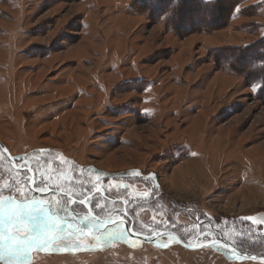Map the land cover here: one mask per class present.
<instances>
[{"label":"rangeland","instance_id":"rangeland-1","mask_svg":"<svg viewBox=\"0 0 264 264\" xmlns=\"http://www.w3.org/2000/svg\"><path fill=\"white\" fill-rule=\"evenodd\" d=\"M152 1L0 0V141L36 168L37 189L96 194L98 212L123 210L147 233L177 228L194 244L213 225L232 240L247 223L264 231V68H249L264 57V0H232L219 25L184 31L170 3ZM26 175L0 151L5 215L42 199L50 243L26 240L0 264H264L131 238L63 196L33 194ZM35 223L17 235L31 239Z\"/></svg>","mask_w":264,"mask_h":264},{"label":"trees","instance_id":"trees-1","mask_svg":"<svg viewBox=\"0 0 264 264\" xmlns=\"http://www.w3.org/2000/svg\"><path fill=\"white\" fill-rule=\"evenodd\" d=\"M230 1H232V0H153L152 4L155 6L156 11L160 10L163 12V10H162L163 7L167 6L170 3L169 8L173 12V17L176 16L175 17L176 22H178V24L175 26L174 29L175 30L179 29V30L184 31L186 29V27H185V25L183 26V24L192 23V25L190 24L191 27L196 26V25L201 26L203 24L204 25H211L214 27L219 25L218 23L222 21V17H224V14L226 13L225 9L227 8V6H225V4L227 5V2H230ZM214 27L212 29H214ZM259 43L264 45V39H261L259 41ZM254 47H256V45H253L251 47L249 46V47L243 48L241 50L245 51V50H248V49L254 48ZM260 49H261V51H264V47L263 48L261 47ZM256 58H259V57H256ZM240 61L246 63L245 59L241 58ZM249 68H255V69L256 68L257 69L258 68H260V69L264 68V57L261 59L253 60L250 63ZM247 71L249 72L250 69H248ZM261 76H263V75H261ZM259 78H261V77H259ZM7 162L9 163L8 160H7ZM17 164H18V162H17ZM9 165L11 166L10 163H9ZM22 167L32 168L35 172V179H36V168L35 167H33L32 165L22 166ZM14 170H16V169H14ZM16 171L27 173V175H26L27 179L23 181L26 185V181L29 178L30 172L27 170H16ZM35 185H36V182H35ZM26 188H27V186H26ZM53 189H55V188H53ZM66 193L70 194L71 196L75 197L76 199L86 198L87 204L90 206L92 211L101 218L110 219L111 215H113L114 217L121 215L127 219L128 224L135 231L143 233V234H151V233H147L148 229H146V228H148V227L144 222H142L138 218H133L131 215L128 216L127 215L128 213L126 212L127 213L126 214L125 212H123V210L120 214H117V215H114V213L116 212L115 210L105 211V212L102 211V213L98 212V210L95 208V204L93 201L96 194L93 195L90 192L84 193L82 191H76V190H70ZM150 193L153 196V198L154 197L157 198V196L159 197L161 195L160 191H158V189H156V188H152ZM120 202L122 203V205L124 207H127L130 204V202H127L126 200H121ZM73 204H75L78 207H82L84 209V215H87V211L82 204L77 203V202H73ZM109 215H110V217L107 218V216H109ZM240 217L246 218L244 215H242ZM236 219H241V218H236ZM212 227H213V229L212 228L206 229L207 231H209L208 233H210V235L212 236L211 238L224 239L227 242L232 243L234 246H236L237 248H239L242 251L249 252V253L256 254V255H264V231H258L257 232L256 229L251 224L247 223L245 228H241L239 230L240 235L235 237L232 240V239H229L227 236H225L223 234L222 230L219 229L218 227H215L214 225ZM154 228L156 229V227H154ZM156 230H158V229H156ZM170 230L177 233L181 237V239L187 243L188 240H187L186 236H184L180 232H178L177 228H173ZM207 231H205V232H207ZM149 232H151V231H149ZM152 233H154V232H152ZM203 236H206V235H203ZM198 239H201V238H198Z\"/></svg>","mask_w":264,"mask_h":264},{"label":"water","instance_id":"water-1","mask_svg":"<svg viewBox=\"0 0 264 264\" xmlns=\"http://www.w3.org/2000/svg\"><path fill=\"white\" fill-rule=\"evenodd\" d=\"M0 150L2 151L5 158L9 161V163L11 164V166L14 169H16V170H27L30 172L29 178L26 181V186H27V189L29 191H31L33 194L38 195V196L57 194V195L65 197L68 200V202L80 203V201L83 200L84 203L82 205L85 207V209L87 211V215H86L87 218L93 219V220L99 222L104 227H110V226H113L117 223H122L125 230H126V233L131 238L139 239V240H142L144 242H150V241L156 240L162 236H170L179 245H181L182 247H184L186 249L197 250V249H202V248L209 247V246H220V247L224 248L225 250H227V251H229V252H231L237 256H241V257L249 259V260H254L257 262H263L264 263V255H256V254H252L249 252L242 251L239 248H237L236 246H234L232 243L227 242L224 239L211 238V239H208L205 241H201L199 243L191 244V243L184 242L177 233H175L174 231H171V230H160V231H157V232H154L151 234H143V233L137 232L128 224L127 219L121 215L114 217V218H110V219L101 218L92 211V209L87 204L85 199H76L75 197L71 196L70 194H68L62 190L53 189V188H46L42 191H38V189L35 187V172H34V170L30 167H22L19 164H17L16 160L11 155L8 148L1 141H0Z\"/></svg>","mask_w":264,"mask_h":264},{"label":"snow or ice","instance_id":"snow-or-ice-1","mask_svg":"<svg viewBox=\"0 0 264 264\" xmlns=\"http://www.w3.org/2000/svg\"><path fill=\"white\" fill-rule=\"evenodd\" d=\"M38 191H42V189L38 188ZM13 201L14 197L12 196L7 198L0 196V259H4L6 256L11 257L20 255V248L22 247L23 242L26 240H28L30 243L41 245L50 243L49 228L54 226V220L45 207V203L42 199H33L30 202L25 203L23 206H18V210L9 208L7 215H5V204H11ZM80 203L83 204L84 201L81 200ZM37 212L44 213L46 218V222H44L42 225L37 221L36 214H34ZM24 218H27L32 222L36 221L34 226L32 224L35 234L31 236V239H29L28 236L17 235V230L20 229L21 221ZM8 226H11L13 231L8 233L6 239L8 241L16 240L17 244L15 248H13L12 245H9L7 248L4 247L5 233L8 232ZM69 236H71V232L69 233ZM205 239H207V236H205ZM8 264H16V261L9 260Z\"/></svg>","mask_w":264,"mask_h":264},{"label":"bare ground","instance_id":"bare-ground-1","mask_svg":"<svg viewBox=\"0 0 264 264\" xmlns=\"http://www.w3.org/2000/svg\"><path fill=\"white\" fill-rule=\"evenodd\" d=\"M243 162V161H242ZM187 169V168H186Z\"/></svg>","mask_w":264,"mask_h":264}]
</instances>
